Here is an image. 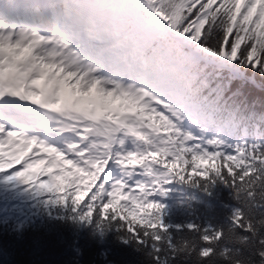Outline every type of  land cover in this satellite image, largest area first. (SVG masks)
Returning a JSON list of instances; mask_svg holds the SVG:
<instances>
[{
    "label": "snow or ice",
    "instance_id": "snow-or-ice-1",
    "mask_svg": "<svg viewBox=\"0 0 264 264\" xmlns=\"http://www.w3.org/2000/svg\"><path fill=\"white\" fill-rule=\"evenodd\" d=\"M56 3L0 0V185L123 229L156 264H264V139L245 138L239 103L264 78V0H71L55 31L32 29ZM217 182L229 220L174 244L158 198Z\"/></svg>",
    "mask_w": 264,
    "mask_h": 264
},
{
    "label": "trees",
    "instance_id": "trees-1",
    "mask_svg": "<svg viewBox=\"0 0 264 264\" xmlns=\"http://www.w3.org/2000/svg\"><path fill=\"white\" fill-rule=\"evenodd\" d=\"M251 79L255 83L242 86L239 101L245 118L242 128L247 131L246 139H264V134L257 137L256 133L257 124L264 133V120L260 119L264 117V78ZM169 186L176 196L165 208L164 223L173 226L169 235L174 244L197 237L187 229L189 223L200 228L223 227L237 204L231 189L220 182L207 188L203 183L197 187L182 183ZM88 196L82 197V204ZM150 252L115 225L98 228L95 220L81 222L69 207H36L27 196L0 185V264H156ZM171 264L204 262L193 252L178 254ZM216 264L224 262L217 260Z\"/></svg>",
    "mask_w": 264,
    "mask_h": 264
},
{
    "label": "bare ground",
    "instance_id": "bare-ground-1",
    "mask_svg": "<svg viewBox=\"0 0 264 264\" xmlns=\"http://www.w3.org/2000/svg\"><path fill=\"white\" fill-rule=\"evenodd\" d=\"M60 1L65 3L67 6H70V7L72 6L71 0H60ZM5 8H7V4L5 5ZM82 9L84 11L85 17L91 16V15H96V16L100 15L99 13H93L91 10V7L89 5H83ZM78 20H80V22ZM75 22L78 24V26H82V27H86L87 25H89L91 23L88 19L81 20L79 18H77ZM50 29H52V25L47 26V32H49L48 30H50Z\"/></svg>",
    "mask_w": 264,
    "mask_h": 264
},
{
    "label": "rangeland",
    "instance_id": "rangeland-1",
    "mask_svg": "<svg viewBox=\"0 0 264 264\" xmlns=\"http://www.w3.org/2000/svg\"><path fill=\"white\" fill-rule=\"evenodd\" d=\"M92 31H93V25H92V23H90L88 26L85 27L84 35L86 37H89L92 34ZM8 191L11 192V190H8ZM168 191L169 192H167V195L165 197L158 198L161 200L162 203H164L166 205V207L170 205V203L172 202V199H175V195L170 194V192L172 191L171 188H169ZM12 192H16V191H12ZM17 198H20V197H17Z\"/></svg>",
    "mask_w": 264,
    "mask_h": 264
}]
</instances>
